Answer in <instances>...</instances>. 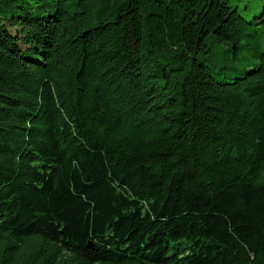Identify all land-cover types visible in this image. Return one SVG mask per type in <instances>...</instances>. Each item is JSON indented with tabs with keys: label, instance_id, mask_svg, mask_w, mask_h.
<instances>
[{
	"label": "trees",
	"instance_id": "1",
	"mask_svg": "<svg viewBox=\"0 0 264 264\" xmlns=\"http://www.w3.org/2000/svg\"><path fill=\"white\" fill-rule=\"evenodd\" d=\"M259 1L0 0V264H264Z\"/></svg>",
	"mask_w": 264,
	"mask_h": 264
},
{
	"label": "rangeland",
	"instance_id": "2",
	"mask_svg": "<svg viewBox=\"0 0 264 264\" xmlns=\"http://www.w3.org/2000/svg\"><path fill=\"white\" fill-rule=\"evenodd\" d=\"M234 4L240 6L242 15L246 19H252L255 15L261 11V2L259 0H230ZM245 46L240 49H232L229 46H222L219 50L214 49L212 52L209 48H206L208 53L204 57H212L214 61V72L223 70V67H233L237 71H244L248 68H252L260 62V59L256 58V52L260 50L264 53V44L259 43L256 39H249L244 41ZM213 53V54H212ZM212 54V55H211ZM230 71H221L222 76L226 75ZM220 78V77H219Z\"/></svg>",
	"mask_w": 264,
	"mask_h": 264
}]
</instances>
